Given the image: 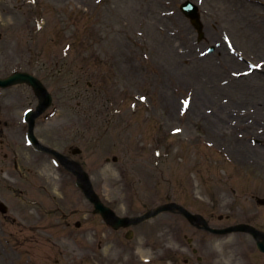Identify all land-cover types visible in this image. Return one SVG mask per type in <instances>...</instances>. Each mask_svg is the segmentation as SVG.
I'll return each mask as SVG.
<instances>
[{"label": "rangeland", "instance_id": "374dc122", "mask_svg": "<svg viewBox=\"0 0 264 264\" xmlns=\"http://www.w3.org/2000/svg\"><path fill=\"white\" fill-rule=\"evenodd\" d=\"M184 1L0 0V76L33 71L57 93L60 109L39 121V136L61 151L81 148L120 213L176 200L215 216L237 207L240 218L264 196V0H191L202 37ZM225 38L236 48L228 60L217 52ZM252 64L261 69L247 73ZM34 101L26 85L0 89L5 113ZM16 137L0 173V199L16 218H0V264L118 261L126 246L71 176Z\"/></svg>", "mask_w": 264, "mask_h": 264}, {"label": "flooded vegetation", "instance_id": "af4514ba", "mask_svg": "<svg viewBox=\"0 0 264 264\" xmlns=\"http://www.w3.org/2000/svg\"><path fill=\"white\" fill-rule=\"evenodd\" d=\"M2 132L0 130V133ZM252 220L249 219L246 222L251 223ZM255 226L264 232V218H261L259 223H255ZM171 235V229L162 227L161 236L155 248L165 252ZM243 235L239 240L231 241L229 238L224 240L222 249L215 248L211 234L207 232H194L193 237L185 236L186 240L177 239L175 264H264V250L258 247L257 240L248 233ZM133 264H139V262Z\"/></svg>", "mask_w": 264, "mask_h": 264}, {"label": "water", "instance_id": "95a60500", "mask_svg": "<svg viewBox=\"0 0 264 264\" xmlns=\"http://www.w3.org/2000/svg\"><path fill=\"white\" fill-rule=\"evenodd\" d=\"M18 81H30V82L36 84L35 79H34L32 76L28 75V74H16V75H14L13 77H11V78L6 82V84H7V83H14V82H18ZM38 88L40 89L41 87L38 85ZM83 188H84V190L86 191V193L90 196V198H91L92 200L96 201V200L93 198V195H92V193H91V190H90V183H89L88 179H86V181H85V185L83 186ZM96 203H97V206H99V202L96 201ZM101 208H102V207H101ZM102 211H104V210H102ZM158 211H159V210H158Z\"/></svg>", "mask_w": 264, "mask_h": 264}, {"label": "bare ground", "instance_id": "6f19581e", "mask_svg": "<svg viewBox=\"0 0 264 264\" xmlns=\"http://www.w3.org/2000/svg\"><path fill=\"white\" fill-rule=\"evenodd\" d=\"M217 52L221 53L222 58H226L227 60L233 56H231V54H229V52H227V49L224 47V45L221 43V46L219 48H217ZM180 56V54H179ZM234 60L233 58L231 59V61ZM197 104V102H196ZM261 109L264 111V106L261 107Z\"/></svg>", "mask_w": 264, "mask_h": 264}]
</instances>
